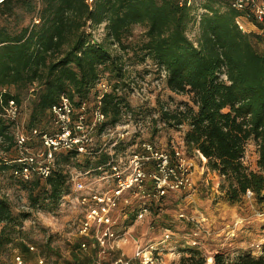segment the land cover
<instances>
[{
	"label": "trees",
	"instance_id": "16d2710c",
	"mask_svg": "<svg viewBox=\"0 0 264 264\" xmlns=\"http://www.w3.org/2000/svg\"><path fill=\"white\" fill-rule=\"evenodd\" d=\"M15 5L16 0H5L1 14H10ZM31 8L39 23L18 31L0 25V152L6 156L16 152L12 123L1 113L11 99L21 104L22 95L30 90L34 95L31 129L42 118L51 117L49 109L62 94L80 105L110 72L118 79L104 95L101 109L108 117L106 125L119 122L122 112L132 107L116 91L119 84H126V78L122 56L111 47L128 49L125 39L132 27L144 24L143 60L149 58L165 68L170 91L192 94L193 105L162 108L160 118L173 126L188 125L187 150L200 152L208 167L226 178L230 200L238 201L250 189L264 201L263 23L255 22L261 33L243 32L235 21L240 12L230 0L227 4L204 0L199 6H188L185 0H34ZM102 24L104 38L99 40L93 31ZM190 26L196 27L194 38L188 33ZM254 39L263 44L262 51L256 49ZM13 87L16 92L11 91ZM250 140L256 142L259 170L249 169L243 161ZM19 166L14 156L0 157V167L11 170L33 207L41 200L58 204L67 193L68 174L62 169L46 178L34 175L25 180L13 172ZM27 216L16 215L8 196L0 194V253L22 233L20 219ZM205 262L194 250L180 264ZM215 264H264V256L243 254L228 261L217 253Z\"/></svg>",
	"mask_w": 264,
	"mask_h": 264
},
{
	"label": "built area",
	"instance_id": "2783aa9c",
	"mask_svg": "<svg viewBox=\"0 0 264 264\" xmlns=\"http://www.w3.org/2000/svg\"><path fill=\"white\" fill-rule=\"evenodd\" d=\"M87 1L91 3L93 0ZM185 1L188 6H199L204 0ZM4 2L5 0H0V5ZM230 4L240 12L235 21L243 32L249 33L247 26L251 23L261 33L255 22L264 24V0H230ZM203 11L199 7V12ZM199 12L196 13L197 25ZM33 22H40L37 14L34 15ZM156 67L166 78L165 68ZM113 82L106 76L98 80L90 92V97L94 98L93 105L89 99L76 105L69 95L62 94L58 102L49 109L53 126L45 130L39 127L28 128L19 118L21 104L11 99L1 115L12 123L15 137L14 158L20 166L13 172L25 180L34 175L46 178L57 169V160L61 155H69L70 159H87L88 166L94 164L93 168L68 174V182L71 195L81 209L82 216L78 223L80 247H92L94 264H166L167 254L173 256L172 264H179L183 252L176 245L170 244L175 237L173 228L162 227L158 240L139 242L134 236L133 228L125 220L134 219L132 222L135 224L144 216H157L154 212L163 211L165 198L172 192L176 193L177 217L192 226L188 234L184 235L186 243L199 251L205 249L204 238L212 234L208 227L211 223L210 216L199 209L185 207V203L188 206L194 203V197L197 196L193 163L176 147L168 150L155 141L143 138L141 133L146 128L142 121L135 122L133 109L123 111L121 120L116 124H105L108 117L103 113L101 104L104 95L113 90ZM125 82V85H118V94L126 96L128 101L132 99L131 92L133 96L142 95L139 91H133V80ZM147 104L150 102L147 101ZM152 115L159 119L160 112L155 111ZM98 140L101 143L96 145ZM127 144L130 152L121 154L119 148ZM104 155L107 156L106 159ZM243 161L245 163V157ZM88 174H92V178L84 177ZM129 194L133 196H128ZM245 196L252 198L254 193L248 189ZM117 211L123 216L117 214ZM257 215L264 216V209L258 210ZM120 219L123 220L122 223ZM241 222L242 219H237L232 224L225 225L227 239L236 237ZM129 241L136 242L130 256L125 249ZM28 247L31 251L35 250L33 244ZM243 249L252 256H262L264 238L246 243ZM215 255H205V264H215ZM14 264H46V259L39 256L36 263H31L17 253Z\"/></svg>",
	"mask_w": 264,
	"mask_h": 264
},
{
	"label": "rangeland",
	"instance_id": "374dc122",
	"mask_svg": "<svg viewBox=\"0 0 264 264\" xmlns=\"http://www.w3.org/2000/svg\"><path fill=\"white\" fill-rule=\"evenodd\" d=\"M31 1L16 0V5L10 14L3 15L0 12V25L7 26L12 31H18L22 27L31 25L34 19V12L31 8L34 0ZM218 1L227 4L229 0ZM146 29L147 27L144 24H135L132 27L131 35L125 39V44L129 48L122 50L119 46H112L111 51L122 56L125 70L124 78L135 82L133 91L142 93V95L133 96L131 92L132 99L129 101L133 109L135 122L142 121L143 126L146 128L141 136L147 140L157 142L168 150H174L173 148L176 147L185 154L187 159L192 161L194 180L197 183V196L194 197V203L189 204V206L185 203V207L194 210L199 209L209 215L211 223L208 227L211 228L212 234L204 238L205 249L202 251L193 249L186 243L184 235L188 234L192 226L187 221L178 219V194L173 192L165 198L163 211L154 212L157 216H144L141 221L135 224L132 222L134 219H126L125 223L133 228L134 236L139 239V242L158 240L162 233V227L173 228L175 237L170 244L176 245L178 250L183 252V257L189 256L192 251L196 250L202 257H205L208 253H222L228 261L234 260L239 255L248 254L243 249L246 243L264 238V216L257 215L258 210L264 209V201H260L255 196L248 198L245 195L238 201L230 200L226 195L228 188L226 178L210 169L207 165V159H204L200 152L187 150L184 135L188 125L173 126L167 124L160 117L159 119L152 117L155 111L160 112L162 108L172 110L178 106L184 108L185 104L193 105V102L191 99L192 94H177L170 91L165 84L162 71L149 58L143 60L144 52L141 50V44L146 39ZM247 29L249 32H258L251 23L248 24ZM188 33L191 38H194L196 28L190 26ZM93 34L99 40L104 38V24L96 28ZM253 42L258 51L263 50L261 42L256 39ZM105 74L111 81L118 79L116 75L110 72ZM16 90L14 87L11 89L12 92H16ZM33 96L30 90V93L24 92L21 99L22 110L19 118L27 127L31 125ZM89 100L90 104L93 105L94 98L90 97ZM146 100L150 104H147ZM35 125L50 129L53 126V119L46 116L36 122ZM131 129L133 130V128ZM99 143H101V140H98L96 145H99ZM130 150L129 144L119 148L121 154L130 152ZM15 155L14 152L7 156L15 157ZM7 156L0 152V157L6 158ZM257 160L256 142L250 140L246 146L245 163L249 169L259 170ZM88 165L89 161L82 158L65 159L61 156L57 160V168L62 169L66 174L85 172L94 166V164ZM91 175L88 174L84 177L92 178ZM17 182L11 175V170L0 167V194L8 196L16 215L28 214L25 219H20L19 229L22 233L4 252L0 253V264H14V256L17 253L22 254L31 263H36L38 257L42 256L46 259V264H76L74 258L82 264H94L95 256L92 247L89 246L87 249L80 247L81 237L78 234V223L82 215L79 205L76 204L73 195H71L70 185L67 193L60 199L58 204L41 200L38 205L33 207L28 199L27 191ZM128 196H133V194ZM123 205L124 202L121 207ZM118 213L121 214L117 211ZM237 219H242L238 226L237 235L235 238L227 239L225 225L227 223L232 224ZM122 222L123 220L120 219V223ZM29 244H33L35 250L31 251L28 247ZM129 244H131L130 249ZM49 246L53 251L49 250ZM135 246V241L128 242L125 249L129 256L133 254ZM262 256H264V253ZM172 259L173 256L167 254L165 263L172 264ZM180 262L181 259L179 264Z\"/></svg>",
	"mask_w": 264,
	"mask_h": 264
},
{
	"label": "bare ground",
	"instance_id": "6f19581e",
	"mask_svg": "<svg viewBox=\"0 0 264 264\" xmlns=\"http://www.w3.org/2000/svg\"><path fill=\"white\" fill-rule=\"evenodd\" d=\"M204 159H206V157L205 156H203V155H201ZM210 260H213V258L212 257H210Z\"/></svg>",
	"mask_w": 264,
	"mask_h": 264
},
{
	"label": "crops",
	"instance_id": "0c3cea01",
	"mask_svg": "<svg viewBox=\"0 0 264 264\" xmlns=\"http://www.w3.org/2000/svg\"><path fill=\"white\" fill-rule=\"evenodd\" d=\"M209 205V204H208ZM129 249L131 248V244L128 245Z\"/></svg>",
	"mask_w": 264,
	"mask_h": 264
}]
</instances>
